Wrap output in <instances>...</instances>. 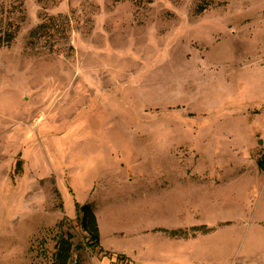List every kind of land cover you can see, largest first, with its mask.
I'll list each match as a JSON object with an SVG mask.
<instances>
[{
	"label": "rangeland",
	"instance_id": "obj_1",
	"mask_svg": "<svg viewBox=\"0 0 264 264\" xmlns=\"http://www.w3.org/2000/svg\"><path fill=\"white\" fill-rule=\"evenodd\" d=\"M9 32L0 264H264V0H0Z\"/></svg>",
	"mask_w": 264,
	"mask_h": 264
},
{
	"label": "trees",
	"instance_id": "obj_2",
	"mask_svg": "<svg viewBox=\"0 0 264 264\" xmlns=\"http://www.w3.org/2000/svg\"><path fill=\"white\" fill-rule=\"evenodd\" d=\"M42 28L40 25L33 33L36 34L38 30ZM15 37L14 32H9L6 34L4 38L0 36V43L6 41L8 44ZM259 165L264 168L263 162L260 161ZM77 216L76 220L78 224L81 226L82 230L86 233V246L89 247L93 251H98L103 253L104 256L111 255L110 252L105 251L100 246V232L98 227L97 217L95 215L94 207L91 204H76ZM72 236H61L56 243V250L54 252V258L52 264H68L71 258V252L73 248V244L71 242ZM78 247V246H77ZM117 258L121 261H125L123 264H132L128 263V258L123 254H118Z\"/></svg>",
	"mask_w": 264,
	"mask_h": 264
}]
</instances>
